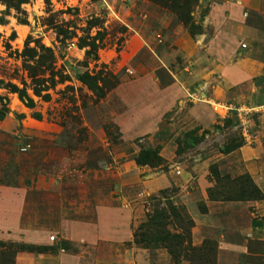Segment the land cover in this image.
Wrapping results in <instances>:
<instances>
[{
    "label": "rangeland",
    "instance_id": "rangeland-1",
    "mask_svg": "<svg viewBox=\"0 0 264 264\" xmlns=\"http://www.w3.org/2000/svg\"><path fill=\"white\" fill-rule=\"evenodd\" d=\"M184 2L0 0L2 195L24 208L21 227L47 229L54 246L65 242L53 230L63 207L65 226L91 231L65 250L79 251L87 264H264V239L246 230L264 212V194L235 200L252 184L261 191L247 169L264 172V70L241 75L253 45L245 39L247 47L237 44L222 64L239 78L227 83L209 70L212 61L203 62L214 33L209 10L237 0L190 1L192 35L171 9ZM252 3L264 7V0ZM261 17L249 14L245 26L257 28L264 56ZM156 147L160 165L131 161ZM240 147L255 149L261 165L245 167ZM208 200L230 214L208 213ZM153 209L166 214L165 226L147 232L175 235L166 242L172 253L133 241ZM9 238L2 231L0 243L23 244ZM9 259L0 247V264Z\"/></svg>",
    "mask_w": 264,
    "mask_h": 264
},
{
    "label": "crops",
    "instance_id": "crops-1",
    "mask_svg": "<svg viewBox=\"0 0 264 264\" xmlns=\"http://www.w3.org/2000/svg\"><path fill=\"white\" fill-rule=\"evenodd\" d=\"M237 5L232 6L231 8L229 5L227 8L225 5H215L212 6L209 10V13L206 17L207 24L211 25L214 28V33L211 38L207 41L206 46V53L202 57L203 62L205 61L206 64H210L209 70L219 74L224 78V81L228 83L230 78L232 80L239 78L240 76L233 75V72L225 70L227 67H223L222 64L225 61V54L233 53L237 47V44H244L243 48L247 47L246 43H241V39H245L247 42L253 44L251 49L245 50L244 52L248 53V59L245 62L243 67V71L241 75H255L257 73H261L264 70V56H260L257 54L258 42L261 41V36H259L257 28L251 27V25L245 26V22L247 21L245 18L251 14L256 16L264 17V7H255L252 3V0H237ZM250 21V20H249ZM248 21V22H249ZM252 22V21H250ZM245 26V27H244ZM244 27V28H243ZM261 60L263 62H261ZM231 80V81H232ZM238 154H240L245 162V167H248V164L259 166L261 165L260 162L256 158H253L255 149L249 150L244 149L243 147L239 148ZM134 162V158L131 159ZM253 163V164H252ZM249 176L256 185L261 189L262 193L264 194V172L257 173L256 171H252L251 169H247ZM54 186L53 184H51ZM11 191V190H9ZM4 193L3 185L0 187V235H2V231L4 235L8 237V233L6 231H10L16 238H9L12 242L14 239H21L24 244H33V245H45L50 246L47 235H45V231H48L45 228H34L30 229V226L21 227L20 218L23 215L24 208L18 204L16 199H9L2 195ZM205 205L208 209V213L214 212L216 209H224L226 213H229L231 208L227 209V206L224 204H218L216 201H206ZM237 207L234 206V210ZM57 215H56V227L53 230H56V233L60 235L61 238H64V241L69 243H73L75 239L79 235H87L91 234V231H84L79 228L82 225L79 223H74L75 227L72 229L71 225L65 226V218H67V212L63 207H57ZM232 210V209H231ZM240 211V210H239ZM237 212V210H236ZM238 213V212H237ZM226 214V215H228ZM103 215L102 213H97V219ZM241 212L239 213V216ZM258 218H249L247 222L248 228V235H254L259 239H264V226L262 222V216H264V212L259 214ZM95 219V218H94ZM93 224V222H92ZM73 225V226H74ZM67 227V228H66ZM23 231L24 234H19ZM11 234V235H12ZM10 236V235H9ZM5 238V237H4ZM102 262L106 261V259L101 260ZM92 264H98V261L95 259ZM14 264H87L81 253L77 252H69L65 250H58L57 252L53 253H32V252H18L14 258Z\"/></svg>",
    "mask_w": 264,
    "mask_h": 264
},
{
    "label": "trees",
    "instance_id": "trees-1",
    "mask_svg": "<svg viewBox=\"0 0 264 264\" xmlns=\"http://www.w3.org/2000/svg\"><path fill=\"white\" fill-rule=\"evenodd\" d=\"M190 1L192 0H185L184 4H182L181 6L179 4H175L171 9L174 13H176L179 17V19H181V21L186 25L187 27V31L188 33H190L191 35L195 30V26L191 23V16L189 15V6H190ZM194 1V0H193ZM182 7V10H180V8ZM21 99H25V105L27 107H32L33 102L31 99L25 97V95L23 93L19 94ZM7 113V108L4 104H2V106L0 107V121L2 118H4V116ZM190 132L188 131L185 135L186 136H190ZM177 151L179 152V150L177 149ZM163 158L160 156L159 154V148H145L144 150H140L134 157V162L136 163V165L144 167L145 165H151L153 163L160 165L163 162ZM211 175L214 177H218V171L216 168H213V170L211 169ZM161 193H165V190H161ZM209 197L211 200H216V198L210 196L209 193ZM251 197V198H248ZM262 192L254 185L252 184V191L247 192V191H243L240 195L238 199H235L236 201H240V200H246V199H250V200H257L262 198ZM170 213L172 215V217H175L178 219V221L182 220V217L180 214L177 213V211L175 210L174 206H172L170 204ZM166 218V214L163 213L162 211H158L157 209H153L151 212H148L146 214V219L144 221V223H140V225L137 227V229L134 231L133 234V241L136 244H139L140 246H142L143 248L148 247L149 245H157L159 243H162L164 245V247L168 248L169 252H171L170 250V246L169 244H167L169 242V239L174 238V236L169 235L167 232H165V230L160 233V231L158 232L157 230V234H151L148 233L147 230L150 228H164L165 226V222L163 219ZM162 228V229H163ZM176 238H178V236H176ZM181 238V237H179ZM167 242V243H166ZM68 243L67 241L65 242H60L57 245H50L49 246H45V245H33V244H13L14 246H16V249H13V245L12 244H1L0 243V247H6L9 251V262L10 264H14V258L16 253L18 252H32V253H53V252H57L58 250H67L68 249ZM172 253V252H171Z\"/></svg>",
    "mask_w": 264,
    "mask_h": 264
},
{
    "label": "built area",
    "instance_id": "built-area-1",
    "mask_svg": "<svg viewBox=\"0 0 264 264\" xmlns=\"http://www.w3.org/2000/svg\"><path fill=\"white\" fill-rule=\"evenodd\" d=\"M242 47H244V44H242ZM262 107H264V104L262 105ZM228 109L230 110V109H234V108H229V107H228Z\"/></svg>",
    "mask_w": 264,
    "mask_h": 264
},
{
    "label": "clouds",
    "instance_id": "clouds-1",
    "mask_svg": "<svg viewBox=\"0 0 264 264\" xmlns=\"http://www.w3.org/2000/svg\"><path fill=\"white\" fill-rule=\"evenodd\" d=\"M4 8V5L0 4V9Z\"/></svg>",
    "mask_w": 264,
    "mask_h": 264
}]
</instances>
